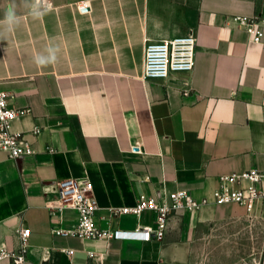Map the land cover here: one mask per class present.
<instances>
[{
	"label": "crops",
	"instance_id": "0c3cea01",
	"mask_svg": "<svg viewBox=\"0 0 264 264\" xmlns=\"http://www.w3.org/2000/svg\"><path fill=\"white\" fill-rule=\"evenodd\" d=\"M12 3L20 20L0 25V89L21 111L12 130L35 153L0 150V247L17 248L28 227L27 264H264V203L177 214L163 240L56 231L78 219L56 207L62 179L89 177L95 224L114 231L153 223L151 212L112 215L140 195L185 189L200 199L221 175L264 171V39L235 20L264 30V0H40L39 18L35 0H0V22ZM187 34L193 69L144 78L145 44ZM49 48L55 62L38 67Z\"/></svg>",
	"mask_w": 264,
	"mask_h": 264
},
{
	"label": "built area",
	"instance_id": "2783aa9c",
	"mask_svg": "<svg viewBox=\"0 0 264 264\" xmlns=\"http://www.w3.org/2000/svg\"><path fill=\"white\" fill-rule=\"evenodd\" d=\"M85 5H81L80 9ZM239 26L244 27L251 41L261 43L264 30L255 19L236 17ZM196 38L192 34L178 35L162 41H148L144 49L143 77L146 79H165L175 72H189L195 65ZM11 95L0 89V150L9 158L16 159L35 153L33 143L21 132L12 130V123L20 110L10 105ZM38 133V129L35 131ZM218 186L210 196L200 199L193 197L187 190L157 191L153 195H140L134 206H122L111 209L112 215L133 214L140 216L144 212L154 213L152 224L139 225L133 230L117 229L104 231L95 224L98 202L93 192V183L87 176L66 178L57 183L59 211L65 208L77 212L76 224L69 229H58L59 233L75 234L81 237L137 239L150 241L163 240L171 219L187 211H199L205 205H224L236 203L253 213L256 207L264 203V171L256 168L237 171L219 177ZM55 231V232H56ZM17 248L0 247V262L8 259L11 264H27L29 252L28 227L17 231Z\"/></svg>",
	"mask_w": 264,
	"mask_h": 264
},
{
	"label": "clouds",
	"instance_id": "9594fccd",
	"mask_svg": "<svg viewBox=\"0 0 264 264\" xmlns=\"http://www.w3.org/2000/svg\"><path fill=\"white\" fill-rule=\"evenodd\" d=\"M35 7L32 9L31 14L34 18H39L42 16V11L39 8L40 0H35ZM15 4L12 3L9 5L6 13H5V20L0 22V25L5 26V31H11L12 28L19 23L20 17L17 16L15 11ZM4 32H0V36H3ZM48 55H38L35 57V63L38 67H44L51 63L55 62V49L49 48Z\"/></svg>",
	"mask_w": 264,
	"mask_h": 264
}]
</instances>
